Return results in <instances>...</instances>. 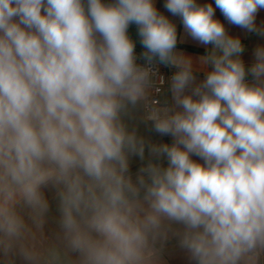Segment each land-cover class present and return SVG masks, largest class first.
<instances>
[{
	"label": "clouds",
	"instance_id": "obj_1",
	"mask_svg": "<svg viewBox=\"0 0 264 264\" xmlns=\"http://www.w3.org/2000/svg\"><path fill=\"white\" fill-rule=\"evenodd\" d=\"M215 5L229 23L264 35L255 25L264 0ZM165 7L212 45L200 58L212 70L198 85L153 0H0V264H158L170 235L195 264L264 254V47L246 68L241 41L211 4ZM156 60L179 69L170 83L179 111L147 102ZM138 105L174 142L150 145L168 166L149 162L134 182L129 158L144 160L146 144L124 118ZM50 185L59 243L40 251L27 238L43 228Z\"/></svg>",
	"mask_w": 264,
	"mask_h": 264
},
{
	"label": "crops",
	"instance_id": "obj_2",
	"mask_svg": "<svg viewBox=\"0 0 264 264\" xmlns=\"http://www.w3.org/2000/svg\"><path fill=\"white\" fill-rule=\"evenodd\" d=\"M105 4H112L115 0H102ZM154 6L157 11L165 16L174 26L176 27L177 32V44L175 52L179 55H183L186 58H189L192 62L193 74L195 76V84H200L206 78L207 72L212 70L211 65L204 66L200 63V58L207 55L209 49L212 48V45H201L198 41L194 40L188 32L185 30L182 19L180 16H174L170 13L166 7V0H153ZM196 4L199 6H204L211 4L214 8V19L218 20L225 27L226 33L233 37L238 38L243 47L244 51L240 54V59L244 62L246 68H250L252 64L255 63L254 52L257 47H264V35L259 34L258 32H249L246 29L240 28L229 23L224 15L221 13L220 9L216 7L215 0H196ZM255 25L256 28L260 31H264V9L258 10L255 16ZM130 27V26H129ZM129 29V28H128ZM164 68L168 74V87L165 92V99L169 102L170 106L179 111L178 107L175 106L173 100L172 92L170 89L171 77L179 69L171 64L165 65ZM247 76H252L248 74ZM185 94H191L190 90H186ZM195 98V97H194ZM143 105H138L133 109L128 116H126L125 123L128 125L129 130H136L137 136L144 139L146 144L145 149V158L141 160L139 156H130L129 158V172L132 176L136 175L139 170L144 167L136 166L148 160L149 158L155 157L149 152L150 145H160L168 144L171 145L173 137L170 135H161L154 130V125L152 121H147L144 119L143 115ZM163 167L168 166V160L166 156L158 158ZM191 159L198 163H203L196 156H192ZM140 160V161H138ZM158 161V162H159ZM134 180V179H133ZM45 198L49 202V213L43 224V228L37 230L33 228L32 232L28 235V243L34 246L37 250L44 251L54 244L59 243V229L57 221L59 218V198L57 189L53 186H48L42 189ZM175 228L180 226L176 225ZM158 264H195V261L190 259V255L187 250L183 249L179 245V237L175 235H170L168 241L165 243L164 247L161 249V252L158 257ZM250 264H264V254H262L258 260L250 261Z\"/></svg>",
	"mask_w": 264,
	"mask_h": 264
},
{
	"label": "built area",
	"instance_id": "obj_3",
	"mask_svg": "<svg viewBox=\"0 0 264 264\" xmlns=\"http://www.w3.org/2000/svg\"><path fill=\"white\" fill-rule=\"evenodd\" d=\"M142 53L135 48V55L137 57V64L141 66H145L147 62L141 55ZM154 72L153 75V87L150 89V95L148 99V103L151 105H155L158 107L168 106L171 107L169 102L165 99V92L168 87V74L164 68V64L159 63L158 60L154 61L150 66ZM246 81L249 83L254 82V78L252 76H246ZM143 107V106H142ZM143 115L145 116V108L143 107ZM150 121V120H147Z\"/></svg>",
	"mask_w": 264,
	"mask_h": 264
},
{
	"label": "trees",
	"instance_id": "obj_4",
	"mask_svg": "<svg viewBox=\"0 0 264 264\" xmlns=\"http://www.w3.org/2000/svg\"><path fill=\"white\" fill-rule=\"evenodd\" d=\"M128 35L133 40V42L135 43V48H137L141 53H143L145 51V49L143 48V46L141 44V37L138 35V26L135 24H131L129 29H128ZM152 159L153 158H149L145 162L138 164L136 166V169L138 167L146 166L149 162L153 161Z\"/></svg>",
	"mask_w": 264,
	"mask_h": 264
},
{
	"label": "rangeland",
	"instance_id": "obj_5",
	"mask_svg": "<svg viewBox=\"0 0 264 264\" xmlns=\"http://www.w3.org/2000/svg\"><path fill=\"white\" fill-rule=\"evenodd\" d=\"M158 158H159V157H156V156L153 157V159H152L153 161H152V162H153V163H158V164H160V165L163 167L162 163H160V161H159ZM138 161H140V160H138ZM158 161H159V162H158ZM137 174H138V173H137ZM137 174L134 175V177H133V179H134L133 181H134V182H135V180H136Z\"/></svg>",
	"mask_w": 264,
	"mask_h": 264
}]
</instances>
